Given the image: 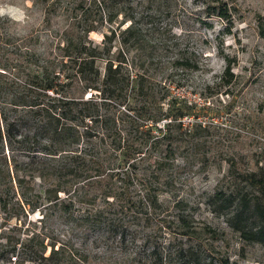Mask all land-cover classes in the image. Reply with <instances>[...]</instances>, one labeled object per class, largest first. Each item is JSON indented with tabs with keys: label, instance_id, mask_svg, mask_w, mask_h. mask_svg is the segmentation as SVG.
<instances>
[{
	"label": "trees",
	"instance_id": "16d2710c",
	"mask_svg": "<svg viewBox=\"0 0 264 264\" xmlns=\"http://www.w3.org/2000/svg\"><path fill=\"white\" fill-rule=\"evenodd\" d=\"M36 3L48 23L66 18L57 31L66 70L34 62L37 70L0 72V264H237L199 245L217 233L196 226L198 203L182 196L179 152L204 130L184 124L194 104L131 70V51L154 34L137 13L143 0ZM206 14L230 19L224 2ZM105 28L95 44L91 33ZM246 180L244 192L217 190L206 204L264 247V168ZM171 236L187 243L172 250Z\"/></svg>",
	"mask_w": 264,
	"mask_h": 264
},
{
	"label": "rangeland",
	"instance_id": "374dc122",
	"mask_svg": "<svg viewBox=\"0 0 264 264\" xmlns=\"http://www.w3.org/2000/svg\"><path fill=\"white\" fill-rule=\"evenodd\" d=\"M219 2L228 6L229 21L206 14L207 4ZM136 9L154 34L146 49L131 51L129 59L137 66L133 74L155 76L174 95L192 102L196 113L184 124L204 128L192 132L179 152V162L188 161L181 171L182 196L199 206L195 224L217 233L202 236L199 245L216 260L264 264V247L247 244L226 217L206 204L217 190L244 192L246 174L264 168V0H143ZM0 10V72L37 70L34 62H53L51 70H66L57 38L65 16L48 23L44 5L36 0H0ZM122 20L119 14L116 25ZM108 29L90 38L100 45ZM119 49L117 40L115 54ZM187 62L196 67L181 65ZM171 238L172 250L187 243L181 236Z\"/></svg>",
	"mask_w": 264,
	"mask_h": 264
},
{
	"label": "clouds",
	"instance_id": "9594fccd",
	"mask_svg": "<svg viewBox=\"0 0 264 264\" xmlns=\"http://www.w3.org/2000/svg\"><path fill=\"white\" fill-rule=\"evenodd\" d=\"M0 14H2V10H0Z\"/></svg>",
	"mask_w": 264,
	"mask_h": 264
}]
</instances>
